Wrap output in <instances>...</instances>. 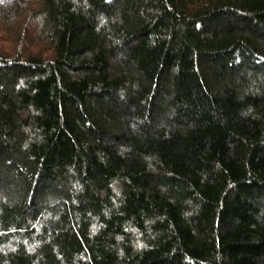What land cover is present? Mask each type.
<instances>
[{"label":"trees","instance_id":"trees-1","mask_svg":"<svg viewBox=\"0 0 264 264\" xmlns=\"http://www.w3.org/2000/svg\"><path fill=\"white\" fill-rule=\"evenodd\" d=\"M0 25V264H264V0Z\"/></svg>","mask_w":264,"mask_h":264},{"label":"rangeland","instance_id":"rangeland-1","mask_svg":"<svg viewBox=\"0 0 264 264\" xmlns=\"http://www.w3.org/2000/svg\"><path fill=\"white\" fill-rule=\"evenodd\" d=\"M2 1L9 2L10 0H2ZM3 36H4V26L3 25H0V48L5 45V42L4 41H5V38L6 37H3ZM2 49H4V48H2ZM4 51H6V50L4 49Z\"/></svg>","mask_w":264,"mask_h":264}]
</instances>
